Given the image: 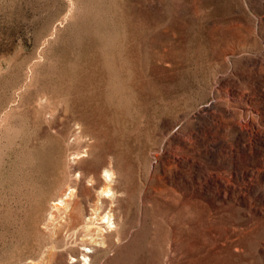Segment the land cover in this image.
<instances>
[{
  "label": "rangeland",
  "instance_id": "1",
  "mask_svg": "<svg viewBox=\"0 0 264 264\" xmlns=\"http://www.w3.org/2000/svg\"><path fill=\"white\" fill-rule=\"evenodd\" d=\"M0 264H264V0H0Z\"/></svg>",
  "mask_w": 264,
  "mask_h": 264
},
{
  "label": "built area",
  "instance_id": "2",
  "mask_svg": "<svg viewBox=\"0 0 264 264\" xmlns=\"http://www.w3.org/2000/svg\"><path fill=\"white\" fill-rule=\"evenodd\" d=\"M69 193V189H65L64 193L61 197V199H64L66 197V194ZM89 218V217H88ZM103 226L105 228H108L111 226V217H109L107 214H105L104 218L102 219ZM92 251L91 247L89 245H84L83 247L80 248V253L78 254V258L80 261H85L88 258V255Z\"/></svg>",
  "mask_w": 264,
  "mask_h": 264
},
{
  "label": "bare ground",
  "instance_id": "3",
  "mask_svg": "<svg viewBox=\"0 0 264 264\" xmlns=\"http://www.w3.org/2000/svg\"><path fill=\"white\" fill-rule=\"evenodd\" d=\"M109 174V173H108ZM107 173H106V175H108ZM109 177V176H108ZM64 202H62V204H63ZM57 204H58V201H57ZM65 204V203H64ZM60 205V204H59Z\"/></svg>",
  "mask_w": 264,
  "mask_h": 264
}]
</instances>
